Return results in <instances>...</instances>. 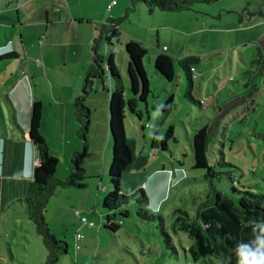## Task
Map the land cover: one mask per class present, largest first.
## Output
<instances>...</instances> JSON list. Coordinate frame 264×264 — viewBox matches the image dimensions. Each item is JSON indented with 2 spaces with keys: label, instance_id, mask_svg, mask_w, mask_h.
<instances>
[{
  "label": "rangeland",
  "instance_id": "obj_1",
  "mask_svg": "<svg viewBox=\"0 0 264 264\" xmlns=\"http://www.w3.org/2000/svg\"><path fill=\"white\" fill-rule=\"evenodd\" d=\"M108 2L0 0V25H15H1L0 34L5 38L7 32L9 38H15L20 55L1 61L0 66L34 84L36 97L44 105V126L51 153L60 160L55 175L59 181L46 194L42 216L54 241L62 243L50 241L48 245L33 205L31 218L20 209L24 218L19 219L14 264H194L183 250L192 241L185 234L177 237L172 224L180 209L195 219L206 197L204 191L209 184L200 179L204 172L192 169L195 162L188 141V135L194 136L205 125L210 133L209 162L219 174L213 180L214 187L234 202L241 198L239 192L246 189L264 195V69L255 63L258 49H264V39H260L264 17L259 16V12L264 14V0L197 3L182 12L158 8L151 11L142 0H119V6L109 12ZM238 14L244 16L243 22ZM109 21L119 25L123 38L115 45L119 53L101 39L100 27ZM256 23L261 25L249 27ZM126 34L129 40L139 39L148 48L144 66L151 94L147 104L141 102L139 95L134 97L142 112L141 119L129 114L126 117V137L133 162L123 175L122 194L133 196L139 190L132 191L133 180L145 176V168H160V172L164 166L176 169L172 176L175 180L168 184V196L160 209L152 206V199L144 206L155 214L156 219L151 221L138 218L135 199L111 213L103 208V200L111 191L109 173L114 142L109 126L107 61L102 63L106 76L100 79L95 74L98 68L92 45L96 38L102 57L110 58L113 51L115 65L126 88H130ZM164 45L176 59L184 57L194 62L200 58L203 64H213L198 68L196 88L192 90L196 100L211 98L204 108L185 97L187 81L180 66L172 83L157 75L154 62ZM0 72L2 79L5 72ZM171 96L174 103L163 112L162 107ZM0 100L8 125L14 127L4 97L0 96ZM60 100L68 102V107L56 103ZM78 100L91 114L89 121L82 118L83 124L88 123L86 139L78 118ZM170 128L174 129V138L163 151L162 140ZM15 131L19 134L18 129ZM224 162L228 165H221ZM160 172L157 176L169 177ZM232 179H237L235 186ZM107 215H115L120 230L112 232L104 227ZM160 217L177 252L164 242Z\"/></svg>",
  "mask_w": 264,
  "mask_h": 264
},
{
  "label": "trees",
  "instance_id": "obj_2",
  "mask_svg": "<svg viewBox=\"0 0 264 264\" xmlns=\"http://www.w3.org/2000/svg\"><path fill=\"white\" fill-rule=\"evenodd\" d=\"M151 11L158 8L162 11L182 12L191 10V6L197 3L214 4L220 0H142ZM116 23L117 26L118 23ZM118 37L119 32L112 29L110 34L104 38L108 47H116L112 44V37ZM118 48V47H117ZM126 53L129 56L128 76L130 88H126L123 78L114 63V53L110 58L102 57L98 51L95 52V71L97 77L101 78L104 68L101 63L104 60L109 65L107 74L110 83V132L114 142L113 160L110 167L109 180L111 191L103 200V208L111 213L128 205L133 199L138 203V218L144 221L155 220V214L149 212V198L144 189H139L133 196L122 194V178L127 169L133 162V152L127 143L125 121L129 115L142 118V112L138 110V101L135 96L139 95L141 102L147 104L148 97L151 94V82L148 78L147 71L144 66V59L148 55V48L141 41L130 39L126 43ZM0 56V58H15V51L8 52ZM255 63L264 69V55L258 51ZM155 70L161 80L166 82H174L177 78V66H180L186 76L187 88L185 97L193 103H198L201 107L205 101L195 99L192 90L195 89V82L198 80V68H206L208 65L202 64L199 60L194 62L187 58L176 59L169 55L167 51H162L155 58ZM194 69V71H193ZM264 71V70H263ZM82 100H78V116L83 124V117L89 121V110L85 108ZM174 103V97L171 96L162 107L165 112L166 108ZM42 103L35 101L32 107L30 139L36 147L40 164L37 167V175L33 178L31 185L32 196L28 199L29 205L37 211L39 215V225L42 233L47 236L48 245L50 241L59 245L62 242H55L54 238L49 234L48 225L44 222L42 216L43 201L47 195L52 192L55 187V175L60 160L52 155L48 141L41 132L42 125ZM84 126V139L87 132L88 123ZM209 126L205 125L197 134L190 137L188 141L191 146L194 157L193 170L204 172L202 179L209 184V188L204 191L205 199L202 200L197 210L196 218L192 219L187 211L177 210L172 230L177 237L185 234L192 241V244L183 250L191 262L194 264H243L245 260L251 264L253 258L258 259L259 264H264V195L255 194L246 189L240 191L242 194L238 202H234L224 195L221 191L214 187L213 180L218 178L219 174L214 166L209 162L208 149L210 146ZM174 138V129L170 128L168 133L162 140L161 148L167 150L169 140ZM155 147V144H154ZM227 166V163L221 164ZM184 172V170H181ZM234 186L237 179H232ZM234 191H237L234 188ZM140 196L136 198V196ZM41 200L40 209L37 205ZM125 217V215H123ZM115 215H107L104 227L117 232L121 229V224L115 222ZM161 220V235L166 245L177 252L173 239L166 230L164 220ZM49 239V240H48ZM64 244V243H63ZM66 250V249H65Z\"/></svg>",
  "mask_w": 264,
  "mask_h": 264
},
{
  "label": "crops",
  "instance_id": "obj_3",
  "mask_svg": "<svg viewBox=\"0 0 264 264\" xmlns=\"http://www.w3.org/2000/svg\"><path fill=\"white\" fill-rule=\"evenodd\" d=\"M111 1V0H110ZM119 2V0H118ZM110 2L107 3V6ZM119 3L117 6L118 7ZM114 7V8H115ZM1 8V6H0ZM11 8V7H10ZM9 7L6 8L9 12L11 11ZM113 8V9H114ZM112 9V10H113ZM248 11L250 15L255 14L252 10ZM262 11V10H261ZM244 10L242 14L244 15ZM259 16L262 18L264 14L259 12ZM241 22L244 21V16L238 14ZM237 15V16H238ZM47 20L50 19L49 15L46 14ZM111 22V21H109ZM114 22V21H112ZM264 24V21L263 23ZM261 24L256 23V26H249L251 28L260 26ZM6 27H14L9 23H2ZM0 25V26H1ZM101 39L106 38L111 29L105 25H101ZM162 28H166L162 26ZM127 35V34H126ZM23 38V37H22ZM120 43L123 41L122 36L119 34L118 36ZM158 40L161 43L160 31L158 33ZM6 39V41H5ZM127 41L128 35L126 36ZM141 39V38H140ZM260 39H264V33L261 34ZM141 41L139 39H135ZM94 44L92 45L93 51H98L97 39L95 38ZM142 42V41H141ZM144 43V42H143ZM15 38H9L7 32L6 37L3 38L0 34V53L11 52V50L15 51L17 59L20 57L18 54V50L16 49ZM164 48H167V53L174 57L170 53V48L164 45ZM163 48V49H164ZM258 51L262 52L264 55V49L260 48ZM258 51L256 53V59L258 56ZM160 54V53H159ZM158 54V55H159ZM157 55V56H158ZM175 58V57H174ZM179 57L178 59H181ZM184 58V57H183ZM8 59V58H7ZM13 59V58H11ZM188 59V58H187ZM5 60L4 58H0V62ZM115 63V57L113 58ZM195 60H199L202 63L200 58H196ZM194 60V61H195ZM203 64V63H202ZM205 65H213L211 62L206 63ZM102 66V63H101ZM103 67V66H102ZM5 68L0 66V71L3 70L5 74L2 79H0V96H3L7 106L9 107V113L12 116V121L14 123V127H10L7 121V114L5 106L3 102L0 100V117L2 122L0 124V264H14L17 261V255L13 252L16 240L19 238V222L21 218H24V215L20 213V209L26 212L25 216L31 218L30 213V205L28 199L32 196L31 185L33 182V173L36 168V162L40 164L39 154L30 139V125H31V116H32V107L35 101H40L42 103V125L41 132L43 136L49 143L51 147V142L48 138V131L45 130L44 126V105L43 101L39 100L36 97V92L34 90V84L28 83L26 81L25 76H21L17 72L11 71L8 73L4 70ZM2 75V72H0ZM106 73L101 76L100 79L105 78ZM99 78V77H98ZM2 81V82H1ZM196 88V87H195ZM201 90L203 86L199 87ZM218 89L219 86L217 85ZM5 93V94H4ZM220 93V91H218ZM201 101H205L202 105V108L206 105V103H210L211 98L204 100L200 98ZM58 104H62L63 107H68V102L63 100V102L58 101ZM55 104V103H54ZM53 105V104H52ZM213 107L212 104H210ZM89 110V109H88ZM65 113V112H64ZM89 116L90 110H89ZM79 118V117H78ZM15 128L19 130V134L16 133ZM51 149V148H50ZM56 157V156H55ZM59 159V158H58ZM175 168L168 169L164 166L163 170L160 172V168H145V176L143 177H135L133 180V188L135 189H144L146 192L149 203H151V199L154 200L152 206H159L157 210L160 209L161 203L166 200L168 196V184L173 179L172 176L176 175ZM166 173L169 175L166 176H157L156 173ZM184 175V172H182ZM131 176V175H130ZM56 181H59L58 179ZM55 181V184H56ZM41 200L38 201V208L40 209ZM151 205V204H150ZM21 210V211H22ZM37 210V209H36ZM20 217V218H19Z\"/></svg>",
  "mask_w": 264,
  "mask_h": 264
},
{
  "label": "built area",
  "instance_id": "obj_4",
  "mask_svg": "<svg viewBox=\"0 0 264 264\" xmlns=\"http://www.w3.org/2000/svg\"><path fill=\"white\" fill-rule=\"evenodd\" d=\"M118 5V0H111L110 1V3L108 4V6H107V10L110 12V11H112V9L115 7V6H117ZM105 25L106 26H108L111 30L112 29H115L117 32H118V29H119V26H117L116 25V23H114V22H106L105 23ZM111 32V31H110ZM111 43L114 45V44H117L118 43V37L116 36V37H112V39H111ZM115 50L119 53V51H118V48L117 47H115ZM164 51H167V48H164L163 49ZM193 71H194V69H193ZM39 166V163H38V161L36 162V168ZM78 214H79V212H77ZM82 221L83 222H87V219L86 218H83L82 219ZM91 225H93V224H91Z\"/></svg>",
  "mask_w": 264,
  "mask_h": 264
},
{
  "label": "water",
  "instance_id": "obj_5",
  "mask_svg": "<svg viewBox=\"0 0 264 264\" xmlns=\"http://www.w3.org/2000/svg\"><path fill=\"white\" fill-rule=\"evenodd\" d=\"M106 71H107V73L109 72V65H108V64H107V66H106ZM106 71L104 70V71H103V74H105ZM37 172H38V170H37V168H35V169H34V173H33V178L36 177Z\"/></svg>",
  "mask_w": 264,
  "mask_h": 264
},
{
  "label": "clouds",
  "instance_id": "obj_6",
  "mask_svg": "<svg viewBox=\"0 0 264 264\" xmlns=\"http://www.w3.org/2000/svg\"><path fill=\"white\" fill-rule=\"evenodd\" d=\"M1 55H3V54H1ZM1 55H0V56H1ZM243 264H249V262H248L247 260H245V261L243 262ZM251 264H259L258 259L253 258L252 261H251Z\"/></svg>",
  "mask_w": 264,
  "mask_h": 264
}]
</instances>
